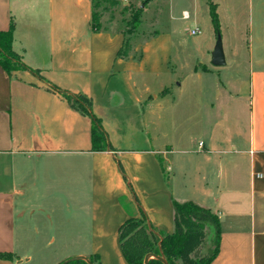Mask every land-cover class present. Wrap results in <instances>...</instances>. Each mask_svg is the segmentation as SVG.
Wrapping results in <instances>:
<instances>
[{
	"label": "crops",
	"instance_id": "crops-1",
	"mask_svg": "<svg viewBox=\"0 0 264 264\" xmlns=\"http://www.w3.org/2000/svg\"><path fill=\"white\" fill-rule=\"evenodd\" d=\"M29 6L39 7L42 21L14 17L13 10ZM92 12L91 0H0V31L12 28V50L39 72L7 74L0 65V252L12 256L0 264L30 262L43 243L61 251L56 264L90 255L101 264H128L120 226L144 213L154 232L170 233L174 201H193L218 215L219 251L211 264H264V38L259 54L248 45L246 78L234 79L236 91L191 151L190 134L176 127L173 88L180 84H151L158 71L148 65L145 40L139 53L133 46L123 51V32L95 31ZM173 55L175 68L190 69L180 52ZM196 66L194 73L211 72ZM52 85L91 100L111 151L92 150L90 118ZM120 89L140 108L139 147L121 148L116 119L103 102ZM238 164L245 174L241 199Z\"/></svg>",
	"mask_w": 264,
	"mask_h": 264
},
{
	"label": "rangeland",
	"instance_id": "rangeland-1",
	"mask_svg": "<svg viewBox=\"0 0 264 264\" xmlns=\"http://www.w3.org/2000/svg\"><path fill=\"white\" fill-rule=\"evenodd\" d=\"M97 1L99 4L94 7V11L97 13L98 23L101 27L107 26L123 32L127 42L123 51L128 52L133 46L134 51L139 53L140 50H137L136 47H140V42L145 40L146 44L143 47L147 49H143V51H146L149 57L148 65L157 67L158 71L156 81H154V77H149L152 79L151 84L154 82L166 83L171 79L175 81V84H180L179 90L176 87L173 88L176 98L174 100L178 102L175 117L176 120H180L176 123V127L180 128L179 133L190 134L189 149L196 151L198 142L207 138L210 126L218 116L220 103L227 100L230 94L233 95V90L236 91L234 79L237 77L246 78L250 68L248 45L251 43L254 47L253 51L257 54L261 53L262 48L258 43L261 42L260 39L264 38V0ZM209 3L216 6L220 24L219 33L214 30L209 13ZM141 7H143V12L139 21L131 23L133 21L132 13ZM25 9L21 13L13 10L14 17L17 19L22 15L28 22L34 20L39 23L43 20L41 12L38 11L39 7L29 6ZM185 10L190 14L187 19L182 17ZM194 26L199 27L200 33L190 35L188 31ZM218 34L221 36L226 58L225 64L222 66H214L211 63L212 51ZM166 36L172 37V40L163 38ZM164 47L165 49H163ZM168 52H173V54L180 52V59L186 64L189 63L190 69L175 68L173 61L177 56L172 54L171 57H168ZM231 53L235 54L234 59ZM169 59L171 62L167 65H169V69L173 70L171 73L165 65ZM194 65L195 67L198 65L201 71L202 68H210L211 72L194 73L192 70ZM224 85L226 88L223 87ZM119 87L124 86L120 85ZM103 102L107 106L108 115L116 119L114 126L115 128L118 126L117 132L121 135V140H119L121 148L130 143L134 147L141 146V138L144 133L142 134L140 131L136 115V111L140 108L133 105L130 93L124 89L117 90L115 93L110 92L109 101ZM170 123L172 127L173 124L171 121ZM162 126L167 128L168 132L171 131L168 124ZM158 127V132H160V123ZM243 168L241 164H238L237 191L239 199L244 194V189H241L243 181L245 182ZM215 172L217 171L213 170L214 174ZM58 250L55 245L48 244L46 246L43 243L40 251L33 252V259L22 264H56L62 254Z\"/></svg>",
	"mask_w": 264,
	"mask_h": 264
},
{
	"label": "trees",
	"instance_id": "trees-1",
	"mask_svg": "<svg viewBox=\"0 0 264 264\" xmlns=\"http://www.w3.org/2000/svg\"><path fill=\"white\" fill-rule=\"evenodd\" d=\"M91 2L93 5L91 25L97 31L101 29V26L98 23L94 7L99 3L97 0H91ZM142 12L143 7L133 12L131 23L138 22ZM209 13L214 30L219 33V18L213 3H209ZM12 39V28L0 31L1 67L7 74L17 69H28L38 75V70L27 67L12 50ZM51 87L61 93L73 109L90 118L92 150L111 151L107 133L102 128L99 117L93 112L91 100L82 94H72L54 85ZM153 230L152 226H148L144 213L141 218H129L120 226V247L128 264H144L147 254L153 255L148 259V264H163L158 257H163L168 264H211L218 254L221 233L219 217L211 209L193 201L173 202L172 232L159 233ZM11 258L10 253L0 252V259ZM87 259L94 264H101L96 255H90ZM68 262L88 264L83 259Z\"/></svg>",
	"mask_w": 264,
	"mask_h": 264
},
{
	"label": "water",
	"instance_id": "water-1",
	"mask_svg": "<svg viewBox=\"0 0 264 264\" xmlns=\"http://www.w3.org/2000/svg\"><path fill=\"white\" fill-rule=\"evenodd\" d=\"M211 63L214 66H222L225 64V54L223 51V45H222L220 34H218V36H217V39H216V42H215V45H214V48L212 51ZM150 255L153 257L152 254H150ZM158 258L161 262H163V264H168L167 261L163 257H158ZM78 259H83V260L87 261L88 264H94V263L90 262L86 257H83V256H75V257H72L65 262H68L71 260H78ZM148 259H149V255H146L144 258V264H148ZM65 262H63V263H65ZM63 263H61V264H63Z\"/></svg>",
	"mask_w": 264,
	"mask_h": 264
},
{
	"label": "built area",
	"instance_id": "built-area-1",
	"mask_svg": "<svg viewBox=\"0 0 264 264\" xmlns=\"http://www.w3.org/2000/svg\"><path fill=\"white\" fill-rule=\"evenodd\" d=\"M182 17L184 18V19H187V18H189L190 17V14H189V12L188 11H183V13H182ZM188 33L190 34V35H197V34H199L200 33V29H199V27L198 26H194V27H192L189 31H188ZM202 143H199V147H202Z\"/></svg>",
	"mask_w": 264,
	"mask_h": 264
}]
</instances>
